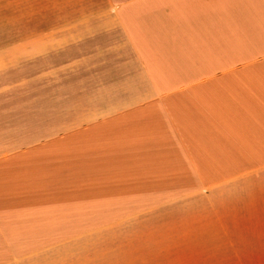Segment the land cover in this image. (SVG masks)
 <instances>
[{
	"label": "crops",
	"instance_id": "1",
	"mask_svg": "<svg viewBox=\"0 0 264 264\" xmlns=\"http://www.w3.org/2000/svg\"><path fill=\"white\" fill-rule=\"evenodd\" d=\"M22 1L0 264H264V0Z\"/></svg>",
	"mask_w": 264,
	"mask_h": 264
},
{
	"label": "rangeland",
	"instance_id": "2",
	"mask_svg": "<svg viewBox=\"0 0 264 264\" xmlns=\"http://www.w3.org/2000/svg\"><path fill=\"white\" fill-rule=\"evenodd\" d=\"M18 3L10 4L8 2H3L0 4L1 8V19H0V27H9V26H24L23 20H9V8L13 10V12H24L28 9H26L25 2L22 0H18ZM40 3L34 5L32 10H40Z\"/></svg>",
	"mask_w": 264,
	"mask_h": 264
}]
</instances>
